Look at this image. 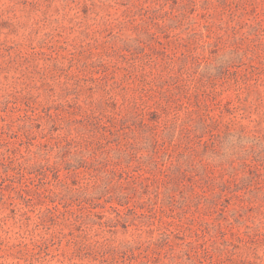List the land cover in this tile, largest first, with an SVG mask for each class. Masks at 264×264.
<instances>
[{
  "label": "rangeland",
  "instance_id": "1",
  "mask_svg": "<svg viewBox=\"0 0 264 264\" xmlns=\"http://www.w3.org/2000/svg\"><path fill=\"white\" fill-rule=\"evenodd\" d=\"M0 264H264V0H0Z\"/></svg>",
  "mask_w": 264,
  "mask_h": 264
}]
</instances>
